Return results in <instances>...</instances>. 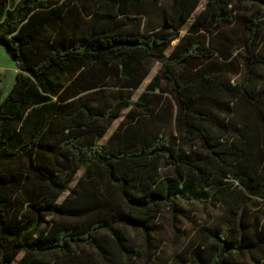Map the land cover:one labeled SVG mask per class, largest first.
<instances>
[{"label": "trees", "instance_id": "16d2710c", "mask_svg": "<svg viewBox=\"0 0 264 264\" xmlns=\"http://www.w3.org/2000/svg\"><path fill=\"white\" fill-rule=\"evenodd\" d=\"M201 1L0 0V264H264V0Z\"/></svg>", "mask_w": 264, "mask_h": 264}, {"label": "rangeland", "instance_id": "374dc122", "mask_svg": "<svg viewBox=\"0 0 264 264\" xmlns=\"http://www.w3.org/2000/svg\"><path fill=\"white\" fill-rule=\"evenodd\" d=\"M23 0H11L10 3V7L13 8L15 7L17 4L21 3ZM206 3V0H202L199 7L196 9V11L192 14L191 18L189 19V21L182 27L181 29V36L183 34H185L188 31L189 25L191 23V21L195 18V16L197 15V13L204 7ZM152 19L155 23L158 22L157 16L156 15H152ZM178 40L174 41L171 46L168 48L167 53H169L173 46L177 43ZM17 66L15 60L11 57V55L9 54L8 50L6 49L4 44L0 43V67H12L13 71H6L3 69H0V72L2 73L1 77H0V104L1 102L4 100V98L7 96V94L9 93V90H11L14 82H15V72H14V67ZM161 67V63L158 61H154L152 63V68L150 70V73L148 75V77L142 82V84L135 89V94L134 97L137 98L144 90L146 85L149 83V81L155 76V74L158 72V70ZM127 110L123 112L122 116L119 117L117 120L114 121V123L112 124V126L108 129L107 134L101 139V142H105L108 140V138L110 137V135L113 133V131L117 128V126L119 125V123L121 122V120L124 118L125 114H126ZM168 129H171V126L168 127ZM82 171L80 170L77 175L75 180L72 182L71 187H74L77 180L79 179V177L81 176ZM68 193H66L63 198L67 195ZM208 218V216H206L205 214H203L202 212L198 213V219L200 220L201 223L206 224V219ZM165 221V233L167 235L168 238V243L165 246V250L162 253V255L164 257H169L173 251L174 248V243H173V239H174V234L173 231L170 228L169 225V221L168 218L166 217L164 219ZM181 227L185 228L188 232H192V225L190 224H179ZM135 237L138 239V242L141 241V237L139 234L136 235L135 233Z\"/></svg>", "mask_w": 264, "mask_h": 264}, {"label": "crops", "instance_id": "0c3cea01", "mask_svg": "<svg viewBox=\"0 0 264 264\" xmlns=\"http://www.w3.org/2000/svg\"><path fill=\"white\" fill-rule=\"evenodd\" d=\"M0 69L6 70V71H13V68L12 67H0ZM14 72H15V81H16V75H17V72H18V67L17 66L14 67ZM1 75H2V73L0 72V77H1Z\"/></svg>", "mask_w": 264, "mask_h": 264}]
</instances>
